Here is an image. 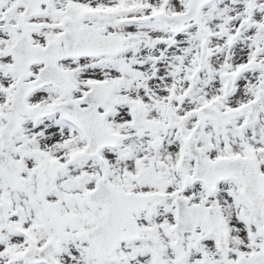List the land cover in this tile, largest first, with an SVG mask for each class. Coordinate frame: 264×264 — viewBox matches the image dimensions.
<instances>
[{"label":"snow or ice","instance_id":"6c2138e0","mask_svg":"<svg viewBox=\"0 0 264 264\" xmlns=\"http://www.w3.org/2000/svg\"><path fill=\"white\" fill-rule=\"evenodd\" d=\"M0 264H264V0H0Z\"/></svg>","mask_w":264,"mask_h":264}]
</instances>
